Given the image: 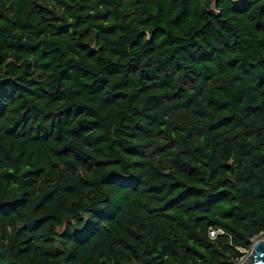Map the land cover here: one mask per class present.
I'll return each mask as SVG.
<instances>
[{
	"label": "trees",
	"instance_id": "trees-1",
	"mask_svg": "<svg viewBox=\"0 0 264 264\" xmlns=\"http://www.w3.org/2000/svg\"><path fill=\"white\" fill-rule=\"evenodd\" d=\"M263 233L264 0H0V264H233Z\"/></svg>",
	"mask_w": 264,
	"mask_h": 264
},
{
	"label": "water",
	"instance_id": "water-1",
	"mask_svg": "<svg viewBox=\"0 0 264 264\" xmlns=\"http://www.w3.org/2000/svg\"><path fill=\"white\" fill-rule=\"evenodd\" d=\"M249 264H264V240H256L251 246Z\"/></svg>",
	"mask_w": 264,
	"mask_h": 264
},
{
	"label": "rangeland",
	"instance_id": "rangeland-1",
	"mask_svg": "<svg viewBox=\"0 0 264 264\" xmlns=\"http://www.w3.org/2000/svg\"><path fill=\"white\" fill-rule=\"evenodd\" d=\"M233 2L236 3L238 2V0H233ZM256 240H264V235L259 236ZM242 253H243V256L241 257V259L238 262H235L233 264H244L251 255V249L248 252L243 251Z\"/></svg>",
	"mask_w": 264,
	"mask_h": 264
},
{
	"label": "built area",
	"instance_id": "built-area-1",
	"mask_svg": "<svg viewBox=\"0 0 264 264\" xmlns=\"http://www.w3.org/2000/svg\"><path fill=\"white\" fill-rule=\"evenodd\" d=\"M233 1V0H232ZM209 237L211 238V239H214L216 236H219V235H223V232L221 231V230H216V231H214V230H209ZM262 235H264V233L262 234ZM261 236V235H260ZM258 237H255V238H253L252 240H251V246H252V243H254L255 241H256V239H257Z\"/></svg>",
	"mask_w": 264,
	"mask_h": 264
},
{
	"label": "bare ground",
	"instance_id": "bare-ground-1",
	"mask_svg": "<svg viewBox=\"0 0 264 264\" xmlns=\"http://www.w3.org/2000/svg\"><path fill=\"white\" fill-rule=\"evenodd\" d=\"M250 263V258L244 263V264H249Z\"/></svg>",
	"mask_w": 264,
	"mask_h": 264
},
{
	"label": "snow or ice",
	"instance_id": "snow-or-ice-1",
	"mask_svg": "<svg viewBox=\"0 0 264 264\" xmlns=\"http://www.w3.org/2000/svg\"><path fill=\"white\" fill-rule=\"evenodd\" d=\"M241 2H243V0H241Z\"/></svg>",
	"mask_w": 264,
	"mask_h": 264
}]
</instances>
